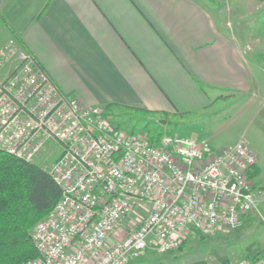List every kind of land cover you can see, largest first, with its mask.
Listing matches in <instances>:
<instances>
[{"label": "built area", "instance_id": "1", "mask_svg": "<svg viewBox=\"0 0 264 264\" xmlns=\"http://www.w3.org/2000/svg\"><path fill=\"white\" fill-rule=\"evenodd\" d=\"M0 56V68L11 67L0 81V152L34 164L49 144L61 149L43 169L61 199L33 231L38 258L23 264H137L149 251L233 231L264 202L247 141L215 150L122 132L107 109L64 93L19 39Z\"/></svg>", "mask_w": 264, "mask_h": 264}, {"label": "crops", "instance_id": "2", "mask_svg": "<svg viewBox=\"0 0 264 264\" xmlns=\"http://www.w3.org/2000/svg\"><path fill=\"white\" fill-rule=\"evenodd\" d=\"M245 1L0 0V52L19 39L64 93L105 109L187 116L230 95L260 116L264 86L246 62L264 58V27L246 30Z\"/></svg>", "mask_w": 264, "mask_h": 264}, {"label": "rangeland", "instance_id": "3", "mask_svg": "<svg viewBox=\"0 0 264 264\" xmlns=\"http://www.w3.org/2000/svg\"><path fill=\"white\" fill-rule=\"evenodd\" d=\"M248 1H245L244 26L247 31L258 33L264 27V10L250 15V0ZM261 52L264 53L262 50ZM259 58L261 60L248 58L246 64L260 79L259 84L264 86V58L260 56ZM251 100L250 96L234 98L228 95L225 102L215 105L209 112H198L187 116L117 108L109 110V113L113 116V124L128 134L148 133L150 137H157L160 134L193 137L195 140L210 143L215 150L245 140L258 157L259 175L255 185L264 190V109L259 116L257 105L252 106ZM60 154L59 147L49 144L35 159L34 164L49 170ZM252 255L255 258L264 257V202L259 204L258 211L247 215L241 225L233 231L214 237H196L189 240L182 249L167 255L149 251L137 264H195L199 262L225 264L223 261H227V264H238Z\"/></svg>", "mask_w": 264, "mask_h": 264}, {"label": "trees", "instance_id": "4", "mask_svg": "<svg viewBox=\"0 0 264 264\" xmlns=\"http://www.w3.org/2000/svg\"><path fill=\"white\" fill-rule=\"evenodd\" d=\"M113 108L106 107L108 111ZM161 135L152 140L157 141ZM60 199L61 189L49 173L0 152V264H23L38 258L33 231Z\"/></svg>", "mask_w": 264, "mask_h": 264}]
</instances>
